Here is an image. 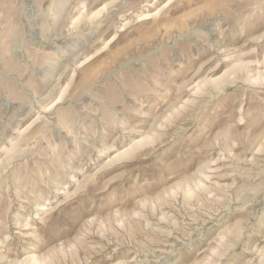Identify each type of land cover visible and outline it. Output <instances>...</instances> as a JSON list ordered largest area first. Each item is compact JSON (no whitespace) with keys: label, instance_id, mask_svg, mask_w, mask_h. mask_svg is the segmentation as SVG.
<instances>
[{"label":"rangeland","instance_id":"obj_1","mask_svg":"<svg viewBox=\"0 0 264 264\" xmlns=\"http://www.w3.org/2000/svg\"><path fill=\"white\" fill-rule=\"evenodd\" d=\"M0 264H264V0H0Z\"/></svg>","mask_w":264,"mask_h":264}]
</instances>
